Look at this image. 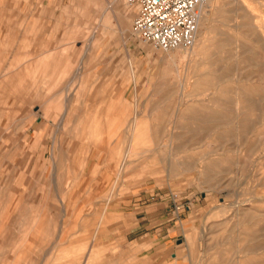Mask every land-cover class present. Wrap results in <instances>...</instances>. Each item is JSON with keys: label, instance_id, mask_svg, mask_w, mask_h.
I'll use <instances>...</instances> for the list:
<instances>
[{"label": "rangeland", "instance_id": "obj_1", "mask_svg": "<svg viewBox=\"0 0 264 264\" xmlns=\"http://www.w3.org/2000/svg\"><path fill=\"white\" fill-rule=\"evenodd\" d=\"M37 1L0 0V25L9 27L0 83L17 86L0 88V114L54 96L51 112L68 105L71 116L44 121V150L56 139V159L45 161L19 214L4 222L0 200V264H81L87 250L74 245L85 241L118 245L93 248L89 264H137L142 250L127 233L159 207L165 217L150 228H171L172 264H264V0L209 4L197 49L180 54L137 38L126 0ZM37 16L39 36L25 40L20 28ZM41 45L52 47L55 66L34 73L26 65ZM125 108L138 120L134 163L123 168ZM9 124L17 134L25 125L0 120V135ZM80 142L92 149L93 180L110 170L107 184L62 183Z\"/></svg>", "mask_w": 264, "mask_h": 264}, {"label": "crops", "instance_id": "obj_2", "mask_svg": "<svg viewBox=\"0 0 264 264\" xmlns=\"http://www.w3.org/2000/svg\"><path fill=\"white\" fill-rule=\"evenodd\" d=\"M39 3L40 1L32 0V4L39 5ZM38 22L39 17L37 16L29 26L25 25L22 30L20 28L25 40L27 39L26 35H28V33H31V35L37 39L41 28ZM8 33L9 27H3L0 25V53L5 49V39L8 36ZM9 50H12L13 53L15 52L14 47ZM52 51L50 45L42 46V51L35 56V59L29 60L26 67L28 66V68H32L34 73L40 71L43 72L45 69H53L55 64L51 60ZM7 76L8 72L3 73L0 80ZM0 88L11 89L17 88V86L13 83H0ZM57 101V98L54 96L51 98L49 97L46 100L36 97L29 101L27 100L26 102L25 100L24 102L21 101V103H19L21 106L19 109L17 108L13 111L11 109L4 110V112L0 114V120L2 121L10 122L13 119H19L25 123L20 134H17V130H13L11 124H9L6 129L2 130L4 134L2 133V135H0V200H3L4 197H6L2 212L4 222L7 217L11 218L17 216L20 209H22L24 204L27 203L29 196L31 197L35 194L34 192H37L36 186L44 175L45 161L49 158L52 163L55 162V152L57 147L56 139H53L51 142L52 144L49 151L44 150V121L53 122L57 115H60L57 120L64 122L71 116V107L68 105L65 107L63 113L51 112L50 109H53V107L55 109V106L53 105H56L58 103ZM65 101L66 104H70L69 101ZM16 103L18 104V102H14V104ZM28 104L38 105V110L29 112ZM116 109V106L111 105L108 109V113L113 115ZM133 112L134 110L131 111L130 108H125L121 113L123 123H127L129 136V146L120 160L121 167L123 168L134 163V159L131 160L129 157L133 151L130 138L137 135L133 132L132 126L133 122L138 120V115L136 117V114ZM131 115H133V117L130 119ZM116 126L117 121L112 120L109 122L110 128H115ZM93 128L94 130L100 129L99 123L94 124ZM99 134L95 132L93 135L98 136ZM116 135L117 134H113V136ZM13 136H18L19 139H12ZM76 149L77 155L74 157V164L73 166L68 167V170L64 175L68 180H64L62 183L83 186L91 184H107L108 181L106 180V175L110 170L106 167L99 168L97 171V173L99 172V176L94 180L92 178L93 160L91 147L89 146L88 148V146L80 142L76 145ZM97 167L98 164L97 166H94V169L97 170ZM110 173L111 172H109V174ZM32 182H34V184H32ZM85 195L86 194H84L83 198L79 200L80 203L83 202V205L86 202ZM34 199L37 200L38 198L35 197ZM163 203L164 202H160L158 205L162 206ZM161 210L162 208L159 207L152 213L146 212L139 223L133 228H130L127 233L128 236L134 235L131 242L142 250L141 253L138 254L140 261L137 264H172L173 253L171 251L172 247L170 240L171 228H168L167 225H163L160 228H150L152 227V221H154L155 218L160 219L161 217H165V211ZM165 220L167 219H164L163 221ZM143 221H150V224L143 226ZM6 239L7 236L5 230L0 229V247L1 245L2 247L4 246ZM81 245L82 244L79 243L74 245L75 248H84L87 250L85 251V257L81 264H89V258L92 255L93 248L116 247L117 244L110 241H104V243L85 241L83 245Z\"/></svg>", "mask_w": 264, "mask_h": 264}, {"label": "built area", "instance_id": "obj_3", "mask_svg": "<svg viewBox=\"0 0 264 264\" xmlns=\"http://www.w3.org/2000/svg\"><path fill=\"white\" fill-rule=\"evenodd\" d=\"M211 0H126L134 8V35L168 52L192 47L203 9Z\"/></svg>", "mask_w": 264, "mask_h": 264}, {"label": "bare ground", "instance_id": "obj_4", "mask_svg": "<svg viewBox=\"0 0 264 264\" xmlns=\"http://www.w3.org/2000/svg\"><path fill=\"white\" fill-rule=\"evenodd\" d=\"M216 1H218V0H211L206 6H205V8L203 9V12H202V16H201V19H200V22H199V28L200 27H202V24L204 23L203 22V20H205V15H206V13H205V9L207 8V6L209 5V4H212V3H215ZM207 12V11H206ZM208 16V15H207ZM203 22V23H202ZM199 35H197V37H198ZM197 49V45H196V43L192 46V47H190L188 50H192V51H194V50H196ZM176 51H177V54H180V53H182V51L184 50V48L183 47H181V48H178V49H175ZM186 50V49H185ZM173 51V50H172ZM191 51V52H192ZM168 52H170V51H168ZM187 54V53H186ZM174 56V55H173ZM175 57H177V55H175ZM175 57H174V59H175ZM186 57V56H185Z\"/></svg>", "mask_w": 264, "mask_h": 264}]
</instances>
